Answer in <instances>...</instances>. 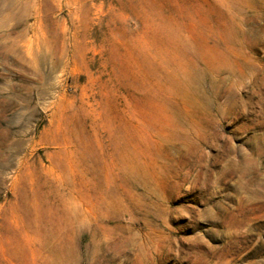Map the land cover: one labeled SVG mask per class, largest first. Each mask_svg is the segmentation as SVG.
<instances>
[{
  "label": "rangeland",
  "instance_id": "rangeland-1",
  "mask_svg": "<svg viewBox=\"0 0 264 264\" xmlns=\"http://www.w3.org/2000/svg\"><path fill=\"white\" fill-rule=\"evenodd\" d=\"M0 264H264V0H0Z\"/></svg>",
  "mask_w": 264,
  "mask_h": 264
}]
</instances>
